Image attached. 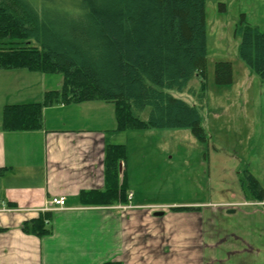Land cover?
<instances>
[{
	"label": "trees",
	"instance_id": "trees-1",
	"mask_svg": "<svg viewBox=\"0 0 264 264\" xmlns=\"http://www.w3.org/2000/svg\"><path fill=\"white\" fill-rule=\"evenodd\" d=\"M244 21L235 30L239 57L264 78V32ZM0 68L64 76L61 88L48 90L43 101L4 106L5 129L41 128L48 106L103 100L115 105L119 131L189 128L208 141L199 108L166 91H183L198 76V98H206V0H0ZM215 80L232 83L231 62L215 64ZM126 155L125 144L106 147V188L83 191L81 202L129 201L126 174L120 183L119 169ZM250 178L253 198L264 201L260 183ZM50 218L47 212L22 228L48 234Z\"/></svg>",
	"mask_w": 264,
	"mask_h": 264
},
{
	"label": "crops",
	"instance_id": "crops-1",
	"mask_svg": "<svg viewBox=\"0 0 264 264\" xmlns=\"http://www.w3.org/2000/svg\"><path fill=\"white\" fill-rule=\"evenodd\" d=\"M0 83V264H264V230L255 238L221 239L213 245L199 202L191 203L198 209L179 212L171 209L176 203L142 202L126 171L128 202H81L83 191L106 188V147L120 144L115 105L103 100L55 104L43 109L41 128L9 130L3 127L4 106L30 103L31 89L37 90L34 84L10 89L7 81ZM46 90L39 85L38 95ZM16 95L21 99L13 100ZM60 196L66 198L65 207L48 209L51 199ZM158 205L169 210L156 215L159 210L152 207ZM245 208L225 210L264 218V207ZM47 212L48 234L23 230L24 222ZM208 246L215 248L214 255ZM156 247L160 255L154 254Z\"/></svg>",
	"mask_w": 264,
	"mask_h": 264
},
{
	"label": "rangeland",
	"instance_id": "rangeland-1",
	"mask_svg": "<svg viewBox=\"0 0 264 264\" xmlns=\"http://www.w3.org/2000/svg\"><path fill=\"white\" fill-rule=\"evenodd\" d=\"M243 18L264 32V0H206V98L203 103L198 98V76L183 91L166 89L199 108L207 142L199 140L189 128L179 127L121 131L118 139L127 147L123 174L126 171L136 199L150 204L176 203V207L200 203L207 213V239L213 245L221 239L255 238L264 230L263 215L241 213L245 207H264V201L253 198L255 189H250L253 176L264 190V78L239 57L241 37L235 30ZM218 61L232 63V83H216ZM63 80L62 73L0 68V82L7 81L10 89L34 84L37 92L31 89V97H27L30 103L43 101L47 90L38 95L39 85L59 89ZM12 98L21 99L19 95ZM244 197L252 199L246 201ZM152 208L169 210L159 205ZM226 208L241 210L231 214ZM210 248L214 255L215 248ZM160 252L161 247L154 248L155 255Z\"/></svg>",
	"mask_w": 264,
	"mask_h": 264
},
{
	"label": "built area",
	"instance_id": "built-area-1",
	"mask_svg": "<svg viewBox=\"0 0 264 264\" xmlns=\"http://www.w3.org/2000/svg\"><path fill=\"white\" fill-rule=\"evenodd\" d=\"M66 205V198L64 196L55 197L49 203V209L52 207H64Z\"/></svg>",
	"mask_w": 264,
	"mask_h": 264
},
{
	"label": "water",
	"instance_id": "water-1",
	"mask_svg": "<svg viewBox=\"0 0 264 264\" xmlns=\"http://www.w3.org/2000/svg\"><path fill=\"white\" fill-rule=\"evenodd\" d=\"M122 167V163H121V165H120V168ZM164 212L163 211H157L155 214L156 215H162Z\"/></svg>",
	"mask_w": 264,
	"mask_h": 264
}]
</instances>
